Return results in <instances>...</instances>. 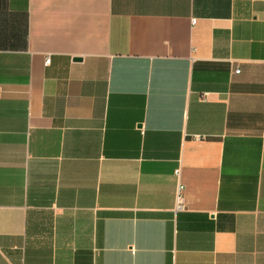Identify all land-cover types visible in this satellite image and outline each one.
<instances>
[{
    "label": "crops",
    "instance_id": "0c3cea01",
    "mask_svg": "<svg viewBox=\"0 0 264 264\" xmlns=\"http://www.w3.org/2000/svg\"><path fill=\"white\" fill-rule=\"evenodd\" d=\"M0 264H264V0H0Z\"/></svg>",
    "mask_w": 264,
    "mask_h": 264
},
{
    "label": "built area",
    "instance_id": "2783aa9c",
    "mask_svg": "<svg viewBox=\"0 0 264 264\" xmlns=\"http://www.w3.org/2000/svg\"><path fill=\"white\" fill-rule=\"evenodd\" d=\"M195 20H196L195 18H192L190 20V23L194 24ZM48 61H49V58L46 57L44 62L47 63ZM238 71H239L238 69L235 70V72H238ZM177 172L178 171L176 170L175 171L176 175H177ZM181 189H182V186L179 183H177L176 188H175V196H174V208L175 209L182 207V199H181V194H180Z\"/></svg>",
    "mask_w": 264,
    "mask_h": 264
}]
</instances>
